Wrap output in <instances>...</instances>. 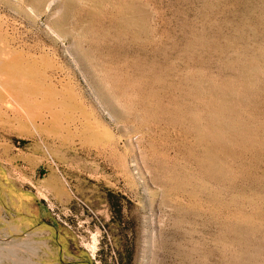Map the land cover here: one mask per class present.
Masks as SVG:
<instances>
[{
	"label": "rangeland",
	"instance_id": "1",
	"mask_svg": "<svg viewBox=\"0 0 264 264\" xmlns=\"http://www.w3.org/2000/svg\"><path fill=\"white\" fill-rule=\"evenodd\" d=\"M0 264H264V0H0Z\"/></svg>",
	"mask_w": 264,
	"mask_h": 264
},
{
	"label": "bare ground",
	"instance_id": "2",
	"mask_svg": "<svg viewBox=\"0 0 264 264\" xmlns=\"http://www.w3.org/2000/svg\"><path fill=\"white\" fill-rule=\"evenodd\" d=\"M47 187L48 190H55V191H58V193L62 194L61 193V189L59 188V186L55 183H51V184H48V186H45Z\"/></svg>",
	"mask_w": 264,
	"mask_h": 264
},
{
	"label": "crops",
	"instance_id": "3",
	"mask_svg": "<svg viewBox=\"0 0 264 264\" xmlns=\"http://www.w3.org/2000/svg\"><path fill=\"white\" fill-rule=\"evenodd\" d=\"M31 222H32V220H31Z\"/></svg>",
	"mask_w": 264,
	"mask_h": 264
}]
</instances>
